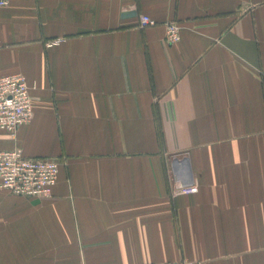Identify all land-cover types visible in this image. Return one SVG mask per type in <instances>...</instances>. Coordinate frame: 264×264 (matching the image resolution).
Segmentation results:
<instances>
[{
  "label": "crops",
  "instance_id": "crops-1",
  "mask_svg": "<svg viewBox=\"0 0 264 264\" xmlns=\"http://www.w3.org/2000/svg\"><path fill=\"white\" fill-rule=\"evenodd\" d=\"M13 74L33 116L0 151L60 167L0 190V264H264V0H11Z\"/></svg>",
  "mask_w": 264,
  "mask_h": 264
},
{
  "label": "built area",
  "instance_id": "built-area-1",
  "mask_svg": "<svg viewBox=\"0 0 264 264\" xmlns=\"http://www.w3.org/2000/svg\"><path fill=\"white\" fill-rule=\"evenodd\" d=\"M11 0H0V8ZM156 23L147 15L139 16V26L145 28ZM165 40L173 45L180 40V29L174 22L166 25ZM62 39L47 41V49L57 46ZM31 95L26 79L21 74L0 75V130L15 136L19 127L32 119ZM60 163L53 158H30L23 150L14 147L0 151V190L11 195L48 199L56 184ZM197 191L195 186H177L174 194H190ZM164 264H200L196 261L180 260Z\"/></svg>",
  "mask_w": 264,
  "mask_h": 264
}]
</instances>
